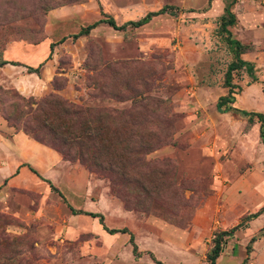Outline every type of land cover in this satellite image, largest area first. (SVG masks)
<instances>
[{"label":"rangeland","instance_id":"374dc122","mask_svg":"<svg viewBox=\"0 0 264 264\" xmlns=\"http://www.w3.org/2000/svg\"><path fill=\"white\" fill-rule=\"evenodd\" d=\"M163 5L174 14L71 36ZM206 8L207 0H0V59L19 63L0 66V264H208L214 233L234 226L216 264H264V214L245 218L264 206L259 123L216 110L232 54ZM246 14L264 28V0L239 1L238 19ZM255 73L264 77V63ZM233 82L254 83L243 69ZM50 97L100 110L91 127L101 129L102 156L113 145L127 181L36 136L39 121L61 124L55 106L36 111ZM248 103L264 107L253 91Z\"/></svg>","mask_w":264,"mask_h":264},{"label":"trees","instance_id":"16d2710c","mask_svg":"<svg viewBox=\"0 0 264 264\" xmlns=\"http://www.w3.org/2000/svg\"><path fill=\"white\" fill-rule=\"evenodd\" d=\"M210 2V0H209ZM235 0L229 1L224 8V13L220 16L218 20V28L220 34L223 36L224 41L228 45L229 50L233 54V59L228 63L225 74H224V86L227 88V93L218 97L216 102V108L219 112H229V111H238L244 116H248L249 122L256 118L259 123V136L264 144V114L255 111H247L234 107L232 103L234 102V94L238 93L240 88L234 85L233 83V72L238 70H245L252 79L254 77L253 65L241 58V53L246 50L247 45L242 44L239 40L232 37L229 26L235 22V14L231 10V6ZM174 9L170 5H163L159 9L151 10L146 12L142 17L136 20H129L123 24L118 25L113 17H107L105 19H99L93 23H90L82 27L77 33L72 34V38L76 39L79 36L86 35L90 32L91 29L96 27L100 22L107 23L109 26L115 29H123L127 26L129 27H141L148 22H150L154 17L163 15V14H174ZM66 36L62 37L60 41L64 40ZM54 43L50 44V49L53 48ZM5 64L17 65V61L0 59V66ZM41 66V64L39 65ZM38 67H28L30 71H38ZM237 88V89H236ZM47 106L56 107L59 113V120L61 122L60 126L56 127V131L48 128L46 124H41L39 121L36 125L31 128L35 130L36 136L43 141L48 142L62 152L63 156L70 160H78L83 165H86L91 170L97 172H109L118 174L124 181H127V168L124 165H121L116 162L114 158L113 145L107 147V152L109 153L108 157L102 156V148L98 143L100 138L101 129L98 127H91V124L96 123L101 118L100 110H91L88 107L82 105H77L66 100H62L59 97H50L38 102L36 111H40V115H44L42 108ZM42 112V113H41ZM110 116L112 114H109ZM40 126V128H39ZM26 128L27 123H26ZM41 128L47 130V134L50 137L47 139L44 137V133L41 131ZM59 131V132H58ZM111 133H114V128L110 129ZM42 132V133H41ZM56 132V133H55ZM154 147H152L153 149ZM128 151L131 152L132 149L128 148ZM140 158L131 160L129 167ZM32 171L35 172L34 169ZM117 175V176H118ZM53 189L56 190V187L51 185ZM74 213H84L92 217H98L100 223L103 222V215L101 213L82 211V210H73ZM260 214H264V206L260 208L257 212L247 215L245 218H254ZM236 226L232 227L229 230H222L214 233L212 242L213 245L207 253V263L216 264V259L220 255L223 247V243L226 235H231ZM109 233H115L117 231L126 232V229H107ZM130 241L133 246V252L135 255H140V252L137 250V246L134 243V237L132 233H129ZM255 237H252L250 240L254 241ZM250 244L247 245L246 249L249 253ZM160 263L159 261H156Z\"/></svg>","mask_w":264,"mask_h":264},{"label":"crops","instance_id":"0c3cea01","mask_svg":"<svg viewBox=\"0 0 264 264\" xmlns=\"http://www.w3.org/2000/svg\"><path fill=\"white\" fill-rule=\"evenodd\" d=\"M212 1L213 0H210V2H209V0H207L206 10H208L210 13H215L220 18V16L224 13L225 5L231 0H224V1L223 0H215L214 3H212ZM239 1L241 2L242 0H235L233 5L231 6V10L235 14V22H234V24L229 26L228 29L230 30L232 37L239 40L242 44L248 46L246 48V50H244V52L241 53V58L245 61L250 62L253 65L255 79H252V77L249 76L248 73L244 70L245 73L254 82V83H252L253 85L250 86L251 84H245L242 87V86L235 84L236 82L235 83L233 82L234 85H236L237 87L240 88V90L238 93L234 94L235 98H234V102L232 103V105L234 107H237V108H239L238 106H240L242 109L247 110V111H255V112H260V113L264 114V107L248 103V93H250V91L258 93L260 95V98L264 101V91H262L261 89H258L256 86H254L256 81L264 84V77H262L263 79L262 78L259 79L255 73V68L259 67L261 64L264 63V42H263V40H264L263 39L264 38V28L261 26H258V25L253 27L251 25L253 18L250 16V14H246L242 20L238 19L237 15H236V8L239 4ZM238 28L246 31L247 32L246 36L250 37V38H246V37L242 38V37L236 36L235 32L232 30L238 29ZM252 35H254L256 37L260 36L261 39L258 42H256L254 39H258V38H253ZM232 59H233V54H232ZM243 106H247V108H243ZM257 107H260V108H257ZM216 110H217V108H216ZM220 113H225V112H220ZM256 121L259 123V121L257 119H256ZM0 126H2V125L0 124ZM259 127H260V123H259ZM258 132H259V128H258ZM259 139H260V136H259ZM260 141H261V139H260ZM261 143H262V141H261ZM262 145L264 146L263 143H262Z\"/></svg>","mask_w":264,"mask_h":264}]
</instances>
